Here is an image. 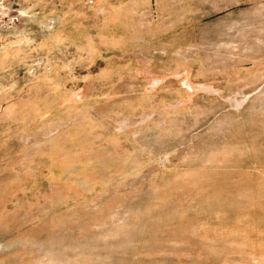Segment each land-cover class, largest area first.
<instances>
[{"label": "rangeland", "instance_id": "374dc122", "mask_svg": "<svg viewBox=\"0 0 264 264\" xmlns=\"http://www.w3.org/2000/svg\"><path fill=\"white\" fill-rule=\"evenodd\" d=\"M0 264H264V0H0Z\"/></svg>", "mask_w": 264, "mask_h": 264}]
</instances>
